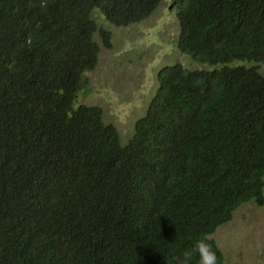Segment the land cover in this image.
Returning <instances> with one entry per match:
<instances>
[{
    "label": "trees",
    "instance_id": "1",
    "mask_svg": "<svg viewBox=\"0 0 264 264\" xmlns=\"http://www.w3.org/2000/svg\"><path fill=\"white\" fill-rule=\"evenodd\" d=\"M161 1L0 0V264H183L205 236L224 264L210 235L264 205V0H172L204 67H162L126 143L78 101L110 44L96 14L126 26Z\"/></svg>",
    "mask_w": 264,
    "mask_h": 264
},
{
    "label": "rangeland",
    "instance_id": "2",
    "mask_svg": "<svg viewBox=\"0 0 264 264\" xmlns=\"http://www.w3.org/2000/svg\"><path fill=\"white\" fill-rule=\"evenodd\" d=\"M96 17L111 31L110 44L99 37L98 61L87 73L90 91L79 93L78 101L102 107L105 121L117 127L126 143L156 92L159 70L176 62L188 68L204 65L178 49L180 27L172 0H162L145 19L126 26L110 25L100 14ZM210 237L222 250L224 264H264V205L253 201L240 205Z\"/></svg>",
    "mask_w": 264,
    "mask_h": 264
},
{
    "label": "clouds",
    "instance_id": "3",
    "mask_svg": "<svg viewBox=\"0 0 264 264\" xmlns=\"http://www.w3.org/2000/svg\"><path fill=\"white\" fill-rule=\"evenodd\" d=\"M207 241L208 238L206 236L197 239L194 243V248L191 251L184 253L183 264H187V261L193 253L197 254L199 257L198 264H217L216 253Z\"/></svg>",
    "mask_w": 264,
    "mask_h": 264
}]
</instances>
